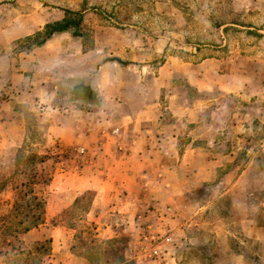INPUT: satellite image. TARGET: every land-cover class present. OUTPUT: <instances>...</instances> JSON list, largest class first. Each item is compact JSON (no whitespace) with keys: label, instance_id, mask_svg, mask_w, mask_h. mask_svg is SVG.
<instances>
[{"label":"rangeland","instance_id":"rangeland-1","mask_svg":"<svg viewBox=\"0 0 264 264\" xmlns=\"http://www.w3.org/2000/svg\"><path fill=\"white\" fill-rule=\"evenodd\" d=\"M72 256L264 264V0H0V264Z\"/></svg>","mask_w":264,"mask_h":264},{"label":"trees","instance_id":"trees-1","mask_svg":"<svg viewBox=\"0 0 264 264\" xmlns=\"http://www.w3.org/2000/svg\"><path fill=\"white\" fill-rule=\"evenodd\" d=\"M72 14L71 17L65 16L62 20L54 21L46 26V39L50 38L55 33L61 32H71L74 36L80 35V23H81V14L74 13L71 11H65ZM46 39H42L38 44H43ZM109 61H115L118 64L125 65L121 59L114 58L109 59ZM82 90V89H81ZM33 191L30 190V194L27 199L21 202V205L25 209V218L19 224H24L23 227L19 229L20 232H27L31 228L36 227L37 224L41 221V216L43 214L44 203L41 199L32 195Z\"/></svg>","mask_w":264,"mask_h":264},{"label":"crops","instance_id":"crops-1","mask_svg":"<svg viewBox=\"0 0 264 264\" xmlns=\"http://www.w3.org/2000/svg\"><path fill=\"white\" fill-rule=\"evenodd\" d=\"M204 62V60H202L201 62H199L198 64H202ZM223 85V84H222ZM223 88L225 89V86L223 85ZM135 138V134H133L132 135V139H130V140H128V142H127V146L128 147H130V148H132L133 149V147H136V146H140V140H136V139H134ZM162 143H163V141H161V143L159 142V143H156V148H164L163 147V145H162ZM146 146H151V145H147L146 144ZM155 146V145H154ZM122 147H124V148H126V146H123L122 145ZM129 164V163H128ZM71 260H75L74 261V264H89L85 259H83L82 257H78V258H76V256H72V258H70ZM71 260H69L68 261V263L70 264V263H72V261Z\"/></svg>","mask_w":264,"mask_h":264}]
</instances>
